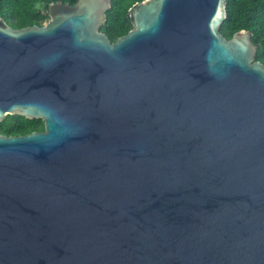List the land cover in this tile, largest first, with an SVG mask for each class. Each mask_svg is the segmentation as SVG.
I'll list each match as a JSON object with an SVG mask.
<instances>
[{"label": "water", "instance_id": "95a60500", "mask_svg": "<svg viewBox=\"0 0 264 264\" xmlns=\"http://www.w3.org/2000/svg\"><path fill=\"white\" fill-rule=\"evenodd\" d=\"M0 15V264H264V63L227 0Z\"/></svg>", "mask_w": 264, "mask_h": 264}, {"label": "trees", "instance_id": "16d2710c", "mask_svg": "<svg viewBox=\"0 0 264 264\" xmlns=\"http://www.w3.org/2000/svg\"><path fill=\"white\" fill-rule=\"evenodd\" d=\"M57 1L74 4L77 0H0V15L16 28L42 25L50 18V3ZM137 1L141 0H112L107 20L101 26V30L112 41H116L133 27L129 9ZM227 8L228 16L221 26V32L230 38L238 30H250L253 41L258 44L256 60L264 63V0H227ZM44 128L43 119L8 114L0 124V133L23 135Z\"/></svg>", "mask_w": 264, "mask_h": 264}]
</instances>
